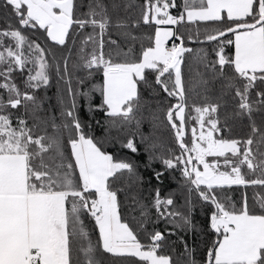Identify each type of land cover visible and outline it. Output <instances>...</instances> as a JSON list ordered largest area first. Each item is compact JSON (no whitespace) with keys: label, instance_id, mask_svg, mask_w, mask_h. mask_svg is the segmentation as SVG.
<instances>
[{"label":"snow or ice","instance_id":"snow-or-ice-1","mask_svg":"<svg viewBox=\"0 0 264 264\" xmlns=\"http://www.w3.org/2000/svg\"><path fill=\"white\" fill-rule=\"evenodd\" d=\"M0 3L7 21L0 28V264H104V254L134 258L136 264H264V127L253 115L264 120V0H183L178 15L170 11L179 7L176 0H143L140 5L135 0ZM136 8L139 18L130 27L142 23L154 29L143 36L122 33L140 41L139 53L134 46L124 50L110 36L112 47L105 52L114 15V26L125 29L129 24L118 13ZM187 25L196 26L195 35L190 27L180 31ZM25 30L60 46L66 52L62 66L50 48ZM185 38L213 43L215 59L204 48L186 47ZM229 47L231 55L226 54ZM186 53L192 54L187 79ZM53 67L66 86L58 89V115L45 110L36 95L50 86ZM25 70L22 91L13 73L24 76ZM141 86L154 96L163 94L148 117L143 109L150 102L143 100ZM97 95L100 100L94 104ZM80 100L89 112L104 114L103 124L96 121L99 136L80 118ZM160 113L177 146L166 155L158 154L163 145L152 131H141L146 120L154 128ZM245 118L247 138L224 134L225 129L231 132L230 122ZM137 137L148 153L146 167L159 160L166 171L178 170L183 180L180 207L175 192L161 198L159 188L155 190L151 207L159 219L191 233L197 231L193 194L211 206L206 228L212 239L202 260L183 236V251L162 254L166 237L161 231L147 233L150 242L142 243L122 219L118 194L124 189L116 184L136 168L130 159L110 153L107 145L138 153ZM163 175L154 171L157 181ZM233 186L262 191L253 192L252 204L245 191L237 204L226 191ZM140 209L143 229L147 206ZM85 217L94 221L92 230ZM93 232L98 233L95 239Z\"/></svg>","mask_w":264,"mask_h":264},{"label":"trees","instance_id":"trees-1","mask_svg":"<svg viewBox=\"0 0 264 264\" xmlns=\"http://www.w3.org/2000/svg\"><path fill=\"white\" fill-rule=\"evenodd\" d=\"M136 5H140L143 3V0H135ZM178 8L170 9L173 15H178L180 11H182V4L183 0H176ZM86 10V9H82ZM6 10L3 7L2 3H0V28L7 26V21L5 19ZM120 18H124L127 20L129 27L122 29L132 32L136 36H143L145 34H150L154 31L153 28H149L148 26L143 25L142 23L137 28H131L130 25L132 21L139 18V9L129 10L125 12L121 10L118 13ZM116 16L113 17V22L115 23ZM14 26H18L15 21H12ZM111 26L108 30V35L105 36V52L112 46H110L107 41L109 36L117 40L120 44L121 48L127 50L129 46H134L135 52L138 54L140 51V41H132L131 39L119 35L117 28ZM191 28L193 35H195L196 26L195 25H187L181 26L180 31L186 32L187 28ZM208 27H213V25H208ZM203 29L204 25H200V38L203 39ZM90 31V29H89ZM25 34L29 36L30 39L36 40L38 43H41L43 47L46 49H51L55 55L56 59L60 60L61 66L63 64L62 55L66 54L64 50L60 48V46L53 45L51 41H45L44 37L40 33L33 34L32 30H25ZM178 43V41H176ZM147 44V41H144ZM171 43V42H169ZM69 44H71V39L69 40ZM185 46L190 48H204L208 53V58L210 60L215 59V53L213 51L215 45L213 43H195L187 41L185 38ZM232 49L226 48V54L231 55ZM49 62H53V58L51 56L48 57ZM192 54L186 53L185 54V63L183 65L185 79L188 77V64L191 62ZM27 71L25 70L24 76L17 71L13 73L15 78V82L24 90L23 79L26 77ZM51 75V83L50 86L47 88H41L40 90L36 91V95L38 98H42L43 104L42 107L47 110L51 108L55 114H59V108L56 103V98L58 94V89L63 91L65 89V85L62 81H58V78L55 73V67L50 70ZM102 80V77L100 78ZM149 79H153L151 74L149 73ZM75 87V83H73ZM143 100L149 101L150 104L145 106L143 109V114L145 117L150 115V110L156 109V101L162 100L163 94L161 96H154L150 93V90L145 89L141 86ZM253 98H255V93L253 92ZM171 99V98H169ZM99 96L97 95L93 101L94 104L99 103ZM172 103H175V100H171ZM80 111L79 115L82 121L86 124L91 123L93 125L94 131L96 135L101 134L100 128L96 125V121H100L101 124L104 123L105 116L102 112H89L87 105L84 103L83 100H80ZM165 107L167 106L165 102ZM15 111V110H13ZM21 111H23L21 109ZM224 109H221V116H223ZM19 114V113H17ZM254 118L256 123L261 127H264V120L261 119V114L254 113ZM231 124V132L225 129L224 134L226 136H231L232 138H247L248 134L250 133V128L248 127L247 118L240 121L237 120L235 122H230ZM141 131L147 134L149 131L154 133L153 138L158 141L163 147L159 150L158 154L166 155L168 148L176 149L177 146L174 141L173 134L171 132L170 127L167 125V122L163 119V113H160V120L155 122V127L153 128L147 120L142 124ZM186 139L190 142V133ZM136 143L139 149L138 153H131L127 149H123L120 147L119 144H110L107 145V150L112 153L114 156L118 158H127L130 159L136 168L135 174L131 177L128 174L116 184L117 188H123V191H120L118 194V200L120 202V214L123 220L128 222L132 228L137 232L138 238L141 240L142 243H149L147 233L153 231H161L166 239L162 241V247L159 250L162 254H169L175 256L179 252L183 251V245L179 242V237L183 236L185 241L190 247L195 248V255L197 260H202L205 254L206 245L212 239L210 233H207V219L208 215L211 212L210 205H203L198 198L193 194V202H194V210L192 213V220L193 223L197 226V231L191 233H184L180 232L178 229H175L172 224H170L165 219H159L157 213L154 208L151 207L154 196L155 190L159 188L161 198H167L170 193L175 192V200L176 206L180 207L184 203V195L182 194L179 185L183 183L181 174L178 170H165L162 163L159 160L153 161L150 167H146L145 165L148 163L147 156L148 153L145 152L144 144L139 140V137L136 138ZM211 159V158H209ZM154 171H161L164 172V175L161 177L160 181H157L154 176ZM245 171H247L245 169ZM137 176L141 179L137 180ZM252 178V177H250ZM130 185V187H129ZM228 194L233 198L234 202L237 204L241 201L242 193L247 191L249 197V203L252 204V195L254 191H262L259 188L253 189L249 187L248 189H243L239 186H233L231 189H226ZM140 205L147 206L148 216L147 220L144 222V228H140V223L144 219L140 215ZM184 211L183 208L180 209ZM85 223L88 225L89 229H93L94 221H91L90 218L85 217ZM170 231L177 232V235H169ZM98 236V233L93 232V238L95 239ZM175 248L176 252L173 253L172 249ZM104 264H136L134 258H121V257H112L108 254L103 255Z\"/></svg>","mask_w":264,"mask_h":264},{"label":"rangeland","instance_id":"rangeland-1","mask_svg":"<svg viewBox=\"0 0 264 264\" xmlns=\"http://www.w3.org/2000/svg\"><path fill=\"white\" fill-rule=\"evenodd\" d=\"M117 31H118V34H119V35H122L123 32H126L125 30H122V29H117ZM122 36H123V35H122Z\"/></svg>","mask_w":264,"mask_h":264},{"label":"built area","instance_id":"built-area-1","mask_svg":"<svg viewBox=\"0 0 264 264\" xmlns=\"http://www.w3.org/2000/svg\"><path fill=\"white\" fill-rule=\"evenodd\" d=\"M169 46H171V43H169Z\"/></svg>","mask_w":264,"mask_h":264}]
</instances>
